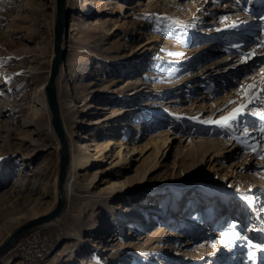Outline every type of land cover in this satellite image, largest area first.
Segmentation results:
<instances>
[{"label":"rangeland","instance_id":"rangeland-1","mask_svg":"<svg viewBox=\"0 0 264 264\" xmlns=\"http://www.w3.org/2000/svg\"><path fill=\"white\" fill-rule=\"evenodd\" d=\"M84 1L65 7V28L75 19L60 83L74 106L72 143L93 153L122 130L116 120L133 118L144 148L128 168L115 164L113 144L103 160L75 169L76 190L58 219L13 240L0 264H264V120L253 114H264V97L247 104L264 80V0H141L131 10L133 0H90L87 9ZM53 7L0 0V242L31 209L55 204L60 145L41 105ZM129 19L140 35L132 43L122 39ZM241 104L229 127L206 122ZM221 176L224 189L204 187ZM27 233L42 260L27 256L36 246L14 248Z\"/></svg>","mask_w":264,"mask_h":264},{"label":"bare ground","instance_id":"bare-ground-1","mask_svg":"<svg viewBox=\"0 0 264 264\" xmlns=\"http://www.w3.org/2000/svg\"><path fill=\"white\" fill-rule=\"evenodd\" d=\"M52 1L54 4V7H53V9H54L55 8V0H52ZM133 1H135L134 5L133 4H127L124 8H129L131 10V9H134L136 6L143 5V2H141V0H133ZM133 1H132V3H133ZM157 1L158 0H148L147 5H149V7H152V5H155L157 3ZM165 1L166 0H164V2ZM195 4L198 5V3H195ZM69 5H70V0H65V7H69ZM81 6H82V8L87 9L88 6H91L90 0H85ZM130 15H131V13L126 14V16H130ZM51 16L53 18H55L54 13H51ZM74 23H75V19L73 16L70 19V21L67 23L68 28H65V27L61 28V41H60L61 48H64L67 46V42H68L67 32H70L71 30H73L72 26L74 25ZM121 24H124V26L126 27V30L123 33L124 35H123L122 39H125L124 41H127L129 39L130 43H132L133 41L136 42V39H138L140 36L139 31L136 29L137 23L135 21H131V19H129V22L127 20ZM149 39H150V37H149ZM163 41L165 43H169L168 41L167 42L165 40H163ZM182 42L185 43V45H186V40H182ZM119 44H121V43H119ZM156 44H157V41L154 40V43L152 45H156ZM158 46H159V44H158ZM134 58H135V55L133 56V59ZM50 59H49L48 64H50ZM64 64L65 63L61 62L59 65L58 71H57L56 98H57V106H58L60 126H61V130L65 136L66 142H67V150H68V155H69L66 178H65V182H64V186H63V193H64V199H65V198H69V195H72V193H74V191L76 190V185L74 182V180H75V174H74L75 169H77L78 167L87 166V164L91 163L92 159L103 160L105 157V155H104L105 149L104 148L108 149L114 144V146L116 147L115 158L117 160L113 159L111 162H113L115 160L114 161L115 164L122 165L124 168H128L131 164V160H133V159L136 160L137 159L136 156L138 155V153L140 154L143 151L144 147H143V145L138 144V138H137V135L139 134V130L141 129V123H139L140 119H137L136 121H134L133 118H131V120L124 119L122 122H120V124H119V122L116 123V121H118V120H116L114 123L117 124V126L121 125L122 130L120 132H117V131L113 132L112 133L113 139L106 141L103 146H99V145L94 146V148H93L94 152L93 153L90 152L91 149H89V147H86L87 148L86 151H82L81 150L82 147H78V148L76 147L75 148V146L72 143V139H71V130L73 128V121H74V111H73L74 106H73L72 101L69 98L68 91L67 90L61 91V89H60L61 79L63 77V74L65 73V70H66ZM263 74H264V65L262 66L261 70L259 71L258 79ZM44 84L45 83H43L41 85V90H42L41 105L44 108V110L47 112L48 121L50 122L51 116H50V113L48 111L47 101H46V97H45V91L43 88ZM87 84H89V83H87ZM78 97L83 98V96H81V95ZM31 109L33 110L34 114L37 113L36 110L34 109V107ZM95 122H98V121H92V123H95ZM98 127L99 126H97L96 128H98ZM132 129H134V132L136 130V134L131 138L130 135H131ZM51 133L53 134V136L55 135L53 132H51ZM54 138H57V137L54 136ZM168 139H169V136L165 135V136L160 138V144L155 143L154 150H155L156 155L161 149H163L164 146L165 147L168 146V143L166 144V141ZM58 143H59V140H58ZM59 145H60V143H59ZM223 151H224L223 149L222 150H216V152H223ZM155 162L156 161H154L152 165H155ZM145 171L143 173H145ZM95 176H96V174L94 175V177ZM94 177L90 178L87 185H85V186L89 187L90 184L93 182ZM223 178H224V176L223 177L221 176L219 178V181H217V182L206 183V186L204 185V187H208L209 189L217 190V191H219L220 188L224 189L225 186H224V179ZM56 182H57V175L55 174L53 179H52V186H51L52 187V195L54 196V198H55V192H56ZM136 186L137 185H135V187ZM119 187H120V185H118V183L114 182V184L110 188H111V190H113V189L114 190H120ZM197 187L199 190H203V188H204L203 186H201V187L197 186ZM51 207H52V205L50 207L46 208L45 210H42V211H35V210L31 209L30 215H32V217H35V216L39 215L40 213L42 214V213H45L46 211L50 210ZM261 210H262V208H260V210L256 214L257 219H258V216L260 215ZM162 212L163 211L161 210L160 213H162ZM58 217L56 219H58ZM131 217H132V215H131ZM233 223L235 224V222L232 221L231 225H233ZM47 224H49V223H47ZM259 224H260V222H259ZM130 227L133 229L132 225ZM229 227H231V226H229ZM261 229H263V228H260V230ZM8 234L9 233L7 231L5 236H7ZM171 234H172L171 236H176V239L186 237V235L183 232H179L177 230H173L171 232ZM105 250H107V249H105ZM257 259H258L257 257L254 258V264L257 263Z\"/></svg>","mask_w":264,"mask_h":264},{"label":"water","instance_id":"water-1","mask_svg":"<svg viewBox=\"0 0 264 264\" xmlns=\"http://www.w3.org/2000/svg\"><path fill=\"white\" fill-rule=\"evenodd\" d=\"M55 18H53V56L50 59L48 78L43 86L47 101L48 111L51 116L50 125L53 133L59 140L58 149V173L55 192V204L45 213L27 219L15 227L0 242V257L9 247L11 242L23 234L26 230L34 226L47 225V223L55 220L63 211L65 205L63 186L66 178L68 166V150L65 136L61 130L57 98H56V76L59 65L63 62L65 52L60 46L61 28L66 27V19L69 12L65 8V0H55Z\"/></svg>","mask_w":264,"mask_h":264},{"label":"snow or ice","instance_id":"snow-or-ice-1","mask_svg":"<svg viewBox=\"0 0 264 264\" xmlns=\"http://www.w3.org/2000/svg\"><path fill=\"white\" fill-rule=\"evenodd\" d=\"M224 19H227V17H225ZM262 19H264V17H262ZM231 26L232 27H236L237 25L235 23H233ZM252 54L254 55L255 53H252ZM254 87H255V85H249L248 86L249 89L254 88ZM261 97H264V80H262V87L260 89V96L258 97V96L255 95V93H253L251 96H249V99L247 100V104H252L255 99H259ZM233 102L234 101H229V104H231ZM245 106H246L245 104H241L239 107L233 109V111L230 112L228 115L221 116L218 120L206 121V122L217 123V124H220L221 126L229 127L231 121L237 120L239 118V115L242 113V109H244ZM253 114L254 115H259L260 119L264 120V114H261V113H253ZM260 131L262 133H264V127H262L260 129ZM244 134L248 135L247 130H245ZM0 159H2V158H0ZM261 159H264V154L261 155ZM261 231H264V229H261ZM225 235H227V233H225ZM257 247H260V246L257 245Z\"/></svg>","mask_w":264,"mask_h":264},{"label":"built area","instance_id":"built-area-1","mask_svg":"<svg viewBox=\"0 0 264 264\" xmlns=\"http://www.w3.org/2000/svg\"><path fill=\"white\" fill-rule=\"evenodd\" d=\"M37 243H38V240L36 239V236L34 235V233H27L14 242V248L18 247L19 249H22V248H28V247H35L36 246L30 252L31 255L27 254V256L34 258V259L39 261V260H42V258H43L42 257L43 251H41L39 249V247H37ZM25 258L30 260V258H28V257H25Z\"/></svg>","mask_w":264,"mask_h":264}]
</instances>
